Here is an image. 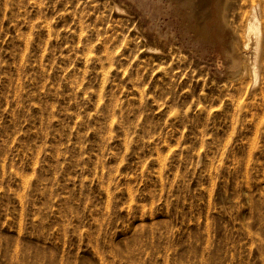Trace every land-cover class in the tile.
<instances>
[{
    "label": "rangeland",
    "instance_id": "1",
    "mask_svg": "<svg viewBox=\"0 0 264 264\" xmlns=\"http://www.w3.org/2000/svg\"><path fill=\"white\" fill-rule=\"evenodd\" d=\"M186 1L0 0V264H264V78Z\"/></svg>",
    "mask_w": 264,
    "mask_h": 264
},
{
    "label": "bare ground",
    "instance_id": "2",
    "mask_svg": "<svg viewBox=\"0 0 264 264\" xmlns=\"http://www.w3.org/2000/svg\"><path fill=\"white\" fill-rule=\"evenodd\" d=\"M178 2L180 3L182 0H178ZM197 2L202 6L210 7L209 11L211 13L201 17L194 7L195 0H187L185 3L180 4V6L192 7L189 19H197L196 31L206 42L218 45L223 51L222 55L226 57L232 56L235 51L240 52L238 59L231 58L234 74L239 73L243 61L249 60L250 70L245 74L250 73L254 79V85L257 86L262 79V75L264 78V22L262 21V11L259 5L252 9L246 22L244 36H242L237 32L230 31L223 21V0H197Z\"/></svg>",
    "mask_w": 264,
    "mask_h": 264
}]
</instances>
